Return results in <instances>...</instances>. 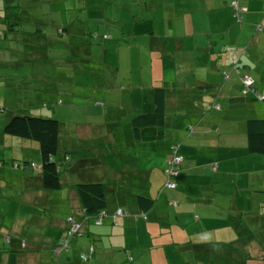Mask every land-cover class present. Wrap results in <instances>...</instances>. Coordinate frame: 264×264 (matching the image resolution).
<instances>
[{"label":"crops","instance_id":"1","mask_svg":"<svg viewBox=\"0 0 264 264\" xmlns=\"http://www.w3.org/2000/svg\"><path fill=\"white\" fill-rule=\"evenodd\" d=\"M148 1L154 4L152 17L143 18L140 8L132 12L125 8L130 12L129 17L119 25L110 19L105 28L118 44L127 42V46L121 43L117 51L114 45L113 50L119 56V50L127 49L123 52L127 72L146 73V58H150L148 61L153 67H148L149 73L155 81L149 87L131 81L123 88L128 96L124 101L131 108L126 113L116 107L107 111L105 120L75 125V130H71L74 136L81 142L85 137L89 140L81 148L69 150L72 154L64 144L79 147L77 141L64 135L65 126L60 130L59 123L58 153L54 157L59 167L58 189L47 190L38 174L32 176L30 172L26 177L27 172L22 171L21 196L32 203L38 200L41 209L33 211L32 221L40 222L42 229L28 240L33 253L26 257L16 254L11 244L7 251L6 243L3 239L0 241L2 253L13 254L15 264H49L43 253H50L49 249L56 246L69 228L66 218L72 215L77 220L86 219L75 188L76 184L86 181L101 182L106 189L107 215L102 223L95 225L90 217L83 223V233L91 234L100 242L99 260L103 261L100 264H132L140 263L141 259L146 264L145 250L161 245L178 246L177 257L182 259L190 257V253L183 255L182 252L197 248L198 242L208 244L206 258L215 257L216 249L224 248L225 241L236 244L239 250L242 244L249 249L258 246L257 239H242L240 225L244 215L257 219L262 216L261 209L253 215L249 213L250 194L247 193H264L253 189L264 184V156L247 151L245 122L243 130L241 126L234 129L232 115L223 113L222 106L236 98L259 100L253 91L243 92L241 75L253 80V89L264 92V74L259 67L264 55L260 48L264 34L253 45H245V36L251 30L264 29V0H235L244 8L240 19L234 16V0ZM147 22L154 23L155 33L143 31ZM148 34L150 37L145 41L137 39ZM104 57L103 54L101 63L105 68L100 65L86 68L96 75L118 70L108 65ZM155 87L165 88V123L160 128L141 129L137 135L132 120L152 110ZM117 109L122 117H116ZM170 111L175 113L173 119ZM254 114L250 110V116ZM261 114L264 118V108ZM177 117L181 123L174 125ZM173 144L177 145L182 161L174 177L176 186L169 189L164 186L165 168ZM28 155L18 154V163L31 162V159L40 163V156ZM14 156L11 155L12 162L16 160L12 159ZM3 158H0V169L5 164ZM13 166L17 164L13 162ZM87 175L89 179H85ZM11 193L20 197L19 189ZM138 196L153 200L152 207L144 213L145 218L137 204ZM118 208L127 215L115 217ZM58 213L64 216L60 223L56 220ZM19 226L11 228L17 231ZM122 239L125 245L121 244ZM112 240L120 247L112 246ZM7 257L10 260V255ZM178 259L179 264L196 262ZM0 264H3L1 256Z\"/></svg>","mask_w":264,"mask_h":264},{"label":"rangeland","instance_id":"2","mask_svg":"<svg viewBox=\"0 0 264 264\" xmlns=\"http://www.w3.org/2000/svg\"><path fill=\"white\" fill-rule=\"evenodd\" d=\"M152 1L154 2V0ZM24 2L30 8H16L15 5ZM125 8L130 9L131 12L140 8L145 19L154 15V4H150L148 0H0V158L6 157L3 158L5 164L0 169V241L3 239L6 243L7 251L12 245L15 248L14 252L20 254L21 257L32 254L33 247L28 246V240L35 235V231L38 232L42 229L40 222L37 224L32 221L33 211L41 209L37 204L38 200L32 203L23 200V196H21L22 171L27 172L26 177L30 176V172H32V176H35L38 171L30 166H28L30 168L13 166V162L17 164L19 161L16 157L18 154L23 152L24 155H28V147L31 153L27 157L34 154L40 156L39 145L32 140L4 134L3 127L7 121L14 115L23 114L57 119L61 125L60 130H63L65 126L64 135L66 133L68 136H72L74 141H77L76 144L79 147L64 144L66 151L72 154L69 150L81 148L82 143L89 140L85 137L81 142L78 137L74 136L75 132L71 130H75V125L94 124L102 119L105 120L107 111H112L116 107L122 108L123 113H126L131 108L127 101H124L128 96L123 88L129 86L131 81L134 84L141 83L145 87H149L150 82L155 81L148 68L153 67L149 63L152 59L146 58V73L133 72L130 74L127 72L126 62L123 63V58L126 56L123 52L127 49L119 50V56H115V51H113L114 45H117V51L121 43L126 45L127 42L121 41L118 44L117 40L111 36L109 38L103 36L104 33H107L105 24L110 19L119 25L129 17L130 12H127ZM52 22L54 26H52ZM60 23L66 31L56 34L55 27H58ZM10 28H14V30H10ZM145 28L143 31L154 32V23L147 22ZM37 29L44 30L46 34L44 38L28 35L30 32L35 33ZM261 34H264V29L251 30L245 36V45H253ZM107 35L110 34L107 33ZM149 37L148 34L137 37V39L145 41ZM260 46L264 51V36ZM103 54L106 56L104 59L107 60L108 65L112 64L118 67V70L115 69L113 73L106 70L96 75L97 73L86 66H102ZM261 60L259 67L261 73L264 74V55ZM119 61L121 65L118 64ZM73 65H78L77 67L82 70V73L75 71ZM114 76H116L115 79ZM222 107L223 113L227 112L232 115L233 128L238 129L241 126L243 130L245 119L250 116V110L255 113V116L250 117H263L261 108H264V102L257 99L245 101L236 98ZM115 113L116 117H122L120 110L117 109ZM174 114L173 111H170L171 119L175 117ZM179 123L181 120L178 117L174 119V125ZM198 129L199 127L196 128V131ZM92 132H95L94 129ZM22 148H26L27 152ZM12 154L15 155L12 159H16L13 162ZM59 155L63 157L61 152ZM85 179H89V175ZM17 189H19L20 197L11 193ZM253 189L262 191L264 184H259L258 188ZM248 194H250V200L247 202L250 205L249 213L253 215L261 209L262 216L257 219L254 216L244 215L241 221L240 236L244 241L246 238H254L259 243L260 240L261 245L264 246V193ZM39 198L44 199L43 197ZM41 199L40 202H42ZM70 217L77 221L72 215ZM54 220L55 218H53ZM56 220L60 223L64 220V216L58 213ZM14 225H20L17 231L12 230L11 226ZM90 235L83 233V229H79L78 233L71 231L67 234L64 233L63 237H60L61 240L55 244L56 246L49 249L50 253L45 252L43 255L47 256L49 264L51 261L52 264H73L74 261H76L74 264H100L103 262L99 260L100 242L96 237L93 238ZM105 241L107 240L105 239ZM120 242L122 245L126 244L124 239ZM115 245L116 240H112V246ZM196 245L197 248L182 252L183 255L190 253V257L184 256L185 258L182 259L181 256H178L181 261L195 260L196 262L192 264H264V254H256L258 246L250 250L242 244L241 250H239L238 246L236 248V244L232 245L229 241H225L224 248L216 249L215 257L206 258L204 255L208 244L198 242ZM226 245L230 246L226 247ZM161 246L145 250L143 258L146 260V264L180 263L176 253V250H180L178 246ZM233 246L234 248H232ZM3 254L6 257L5 263ZM7 255H10V260ZM0 256L3 264L17 262L14 260L13 254L2 253L1 247ZM17 256L19 258V255ZM120 256H122L121 253ZM77 259L80 261L77 262ZM128 259L129 262L132 261L130 256ZM139 262L132 264L144 263L143 259Z\"/></svg>","mask_w":264,"mask_h":264},{"label":"trees","instance_id":"3","mask_svg":"<svg viewBox=\"0 0 264 264\" xmlns=\"http://www.w3.org/2000/svg\"><path fill=\"white\" fill-rule=\"evenodd\" d=\"M15 6L19 9L30 8V6L26 2L18 3ZM240 18H242V16ZM51 24L52 26H54L53 22ZM10 30H14V28H10ZM55 31L56 34H62L66 31V29L63 28L62 23H60L58 27H55ZM28 35H32L35 38H44L46 34L44 30L41 31L40 29H37L35 33L30 32L28 33ZM103 36H105L104 38L110 37V35H107V33H104ZM74 70L78 71V73H82V70H80L79 67L74 68ZM242 90H244L243 85ZM248 91H255V89H253V82L251 83ZM165 99L166 93L164 87L153 88L152 110L150 112L141 113L132 120V126L137 135H139L141 129L150 127L160 128L164 125ZM261 100L264 102V98ZM3 133L14 137H19L21 139L23 138L32 140L39 145L38 151L40 155V163H34L36 164L35 168L37 169V173L40 176L42 186L47 190L58 189L60 186L59 167L54 160V157L58 152L59 121L54 118L42 117L37 115H14L4 125ZM245 137L247 143V151L249 153L264 156V118L250 117L246 119ZM29 163L30 161H22L20 163H17V165L26 166L29 165ZM75 188L78 200L83 210V214L86 217V219L83 218L81 220H75V222L79 224L80 230L83 229V223L84 221L86 222L87 218L89 217L93 218V223L95 225H100L103 218L107 215V199L106 189L104 185L101 182L86 181L76 184ZM137 204L142 213H145L152 207L153 200L148 197L138 196ZM101 211H104L105 215L101 217L99 223H96V220H98L97 218ZM69 229L70 228L65 231V234H67ZM61 238H59L58 241H60ZM258 247L259 248L257 249L258 251L256 252V254L261 253V255H263L264 246L261 245L260 240L258 243ZM258 258L260 259V257Z\"/></svg>","mask_w":264,"mask_h":264},{"label":"built area","instance_id":"4","mask_svg":"<svg viewBox=\"0 0 264 264\" xmlns=\"http://www.w3.org/2000/svg\"><path fill=\"white\" fill-rule=\"evenodd\" d=\"M232 6H233V10H234V16L237 19H240V17L242 16V13L244 11V8L240 7L238 5V3L234 0L232 1ZM241 79V83L244 87L243 92H247L249 87L251 86L252 80L244 75H241L240 77ZM256 94V97L261 100L264 98V92L263 93H259L257 91H253ZM218 108V106H216ZM182 158L180 155L177 154V145H172L171 146V152H170V156L167 159V167L165 168V183L164 186L166 188L169 189H174L176 186V183L174 181V177L177 175L178 172V166L181 163ZM33 165V164H32ZM105 215L104 211H101L99 216H98V220H96V223L100 222V219L102 216ZM122 215H127V212H124L121 208H118L115 210L114 216L118 217V216H122ZM70 217V216H69ZM142 217L145 218V214L142 213ZM67 221L69 222L70 226H69V230L68 232H74V233H78L79 232V224L77 222H75V220H73L71 217L69 219H67Z\"/></svg>","mask_w":264,"mask_h":264},{"label":"clouds","instance_id":"5","mask_svg":"<svg viewBox=\"0 0 264 264\" xmlns=\"http://www.w3.org/2000/svg\"><path fill=\"white\" fill-rule=\"evenodd\" d=\"M33 164V165H32ZM26 166H30V167H33L35 168L36 167V164L34 162H30L29 165H26ZM69 217V216H68ZM66 222L68 223V226H70L69 222L67 221L66 219Z\"/></svg>","mask_w":264,"mask_h":264},{"label":"bare ground","instance_id":"6","mask_svg":"<svg viewBox=\"0 0 264 264\" xmlns=\"http://www.w3.org/2000/svg\"><path fill=\"white\" fill-rule=\"evenodd\" d=\"M251 79V78H250ZM252 80V79H251ZM252 82H253V80H252Z\"/></svg>","mask_w":264,"mask_h":264}]
</instances>
